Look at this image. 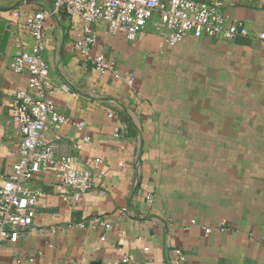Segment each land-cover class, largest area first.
I'll return each instance as SVG.
<instances>
[{
    "label": "crops",
    "instance_id": "obj_1",
    "mask_svg": "<svg viewBox=\"0 0 264 264\" xmlns=\"http://www.w3.org/2000/svg\"><path fill=\"white\" fill-rule=\"evenodd\" d=\"M212 1L248 36L170 45L155 15L131 42L96 22L91 51L111 63L104 71L75 46L79 18L47 17L43 57L66 121L47 124L45 138L95 182L75 200L59 168L36 174L34 224L0 246V264H264V0ZM39 10L52 4L0 0V184L21 140L13 98L29 90L10 63L32 48L25 16Z\"/></svg>",
    "mask_w": 264,
    "mask_h": 264
},
{
    "label": "built area",
    "instance_id": "obj_2",
    "mask_svg": "<svg viewBox=\"0 0 264 264\" xmlns=\"http://www.w3.org/2000/svg\"><path fill=\"white\" fill-rule=\"evenodd\" d=\"M52 11L39 10L25 16V25L30 31L34 44L28 51H21L11 59V68L28 77L29 90H19L13 98L15 121L20 127L21 140L17 150V160L12 172L0 184V246L15 243L20 233L34 224L39 198L42 192L31 187L34 176L42 171L57 167L60 181L73 190V198L81 200L91 190L95 173L76 168L68 156L57 155L56 145L45 138V128L49 123L62 124L66 118L58 110L54 99V88L50 81V66L43 57L45 49L44 30L49 15L64 14L79 18L80 38L76 48L86 62L100 71L108 70L111 63L103 55H93L91 48L97 42L93 30L96 22H105L109 33L124 32L131 42L143 33L148 22L158 16V27L166 28V41L176 45L187 36L194 34L209 38L233 40L248 36L247 28L237 20L228 21L223 14V2L212 0H48ZM24 15L15 11L16 17ZM257 38L264 47V33ZM4 54L0 52V58ZM64 90H69L63 84ZM121 130L116 129L115 136ZM99 160L95 161L98 166ZM152 202L153 197L149 196ZM123 208L122 212H126ZM84 227L85 223L78 224ZM104 230L110 227L107 220L100 222ZM105 239V236H102ZM147 250V248H145ZM33 260V257L29 258ZM184 257L178 260L182 264ZM125 255L115 264H128Z\"/></svg>",
    "mask_w": 264,
    "mask_h": 264
}]
</instances>
